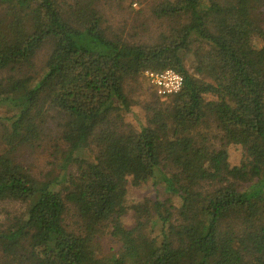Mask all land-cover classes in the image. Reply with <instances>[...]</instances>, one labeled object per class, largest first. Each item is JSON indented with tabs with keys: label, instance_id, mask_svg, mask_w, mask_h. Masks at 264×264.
<instances>
[{
	"label": "trees",
	"instance_id": "1",
	"mask_svg": "<svg viewBox=\"0 0 264 264\" xmlns=\"http://www.w3.org/2000/svg\"><path fill=\"white\" fill-rule=\"evenodd\" d=\"M101 2L0 0V264H264V0H154L150 42ZM166 70L179 92L134 98Z\"/></svg>",
	"mask_w": 264,
	"mask_h": 264
},
{
	"label": "rangeland",
	"instance_id": "2",
	"mask_svg": "<svg viewBox=\"0 0 264 264\" xmlns=\"http://www.w3.org/2000/svg\"><path fill=\"white\" fill-rule=\"evenodd\" d=\"M152 1L154 0H141L139 3V0H102L101 4L99 5L100 13L105 19L106 26H109L113 31L116 32L118 30H122L126 36L132 35V33L136 32L137 34H141V36L138 37L140 40L143 42H150L151 37L156 36L160 31V27L153 25V21L148 18V12ZM46 50L47 48H44L40 51L37 60L39 63L45 58ZM188 65L189 63L187 62L186 66ZM140 81L141 88L136 93L134 98L139 101H143L146 97L143 98L142 92L147 90L150 94L154 90L153 88L151 89L148 87L149 82L144 75L141 76ZM4 115V110L0 108V118ZM140 119H142V116L140 114L139 108H134L132 112L125 116V121L129 123L134 129L139 127ZM215 144H217V142ZM3 150L4 147L0 143V153ZM227 150L230 164L238 165L241 158L240 150L234 147H228ZM48 158V155L45 153L38 152L37 154H28L24 151L18 155L19 162L22 163L23 166H27L30 170V173L36 177H40V173L46 170V162ZM51 172L54 174V176H56V174L59 175L60 173V171L55 168L52 169ZM61 174L57 177L59 178ZM153 191L154 190L148 185L138 189L128 187L126 201L129 203L139 202L144 198V196L152 195L154 193ZM20 210L21 207L19 204H12L10 202L0 203V221L5 218L7 212L14 213ZM150 236H158V231H153ZM99 242L103 248L107 249V251L110 246H114V244L108 239H103Z\"/></svg>",
	"mask_w": 264,
	"mask_h": 264
},
{
	"label": "built area",
	"instance_id": "3",
	"mask_svg": "<svg viewBox=\"0 0 264 264\" xmlns=\"http://www.w3.org/2000/svg\"><path fill=\"white\" fill-rule=\"evenodd\" d=\"M144 76L157 95L162 97L179 92L183 85L182 76L172 70L159 73L145 72Z\"/></svg>",
	"mask_w": 264,
	"mask_h": 264
}]
</instances>
